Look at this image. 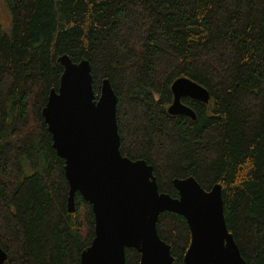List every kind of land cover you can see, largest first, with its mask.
Here are the masks:
<instances>
[{
  "label": "trees",
  "instance_id": "1",
  "mask_svg": "<svg viewBox=\"0 0 264 264\" xmlns=\"http://www.w3.org/2000/svg\"><path fill=\"white\" fill-rule=\"evenodd\" d=\"M0 250L3 264H80L94 236L91 205L67 211L64 161L41 111L57 90L59 57L90 63L116 97L119 151L152 167L159 192L175 179L221 185L223 214L245 264H264V0H0ZM5 28V27H4ZM203 86L182 98L196 119L171 116L177 78ZM156 229L183 264L186 220ZM126 264L139 254L125 249Z\"/></svg>",
  "mask_w": 264,
  "mask_h": 264
},
{
  "label": "water",
  "instance_id": "2",
  "mask_svg": "<svg viewBox=\"0 0 264 264\" xmlns=\"http://www.w3.org/2000/svg\"><path fill=\"white\" fill-rule=\"evenodd\" d=\"M63 68L57 90H51L41 111L52 148L64 161L68 184L67 211L75 210V193L91 205L94 236L80 254V264H126L125 249L139 254L138 264H173L170 247L156 224L164 212L186 220L190 242L183 264H245L223 214L221 185L205 190L192 177L175 179L177 197L159 192L152 167L119 151L117 97L103 79L96 98L90 63L59 57ZM171 116L196 119L182 98L206 104L207 90L187 78L171 87ZM5 254L0 250V264Z\"/></svg>",
  "mask_w": 264,
  "mask_h": 264
},
{
  "label": "rangeland",
  "instance_id": "3",
  "mask_svg": "<svg viewBox=\"0 0 264 264\" xmlns=\"http://www.w3.org/2000/svg\"><path fill=\"white\" fill-rule=\"evenodd\" d=\"M0 23H1V25H2V27H3V30L5 31V32H7L8 30H5L6 28H7V26H8V24H9V17H8V14H7V12H6V10H5V8L4 7H1V12H0ZM8 29V28H7Z\"/></svg>",
  "mask_w": 264,
  "mask_h": 264
}]
</instances>
